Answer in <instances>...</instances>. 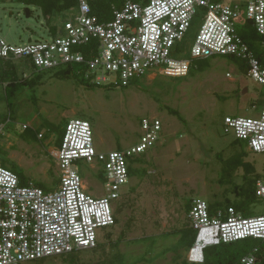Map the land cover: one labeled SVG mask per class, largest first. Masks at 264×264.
I'll return each instance as SVG.
<instances>
[{
	"label": "rangeland",
	"instance_id": "obj_1",
	"mask_svg": "<svg viewBox=\"0 0 264 264\" xmlns=\"http://www.w3.org/2000/svg\"><path fill=\"white\" fill-rule=\"evenodd\" d=\"M76 13L73 6L46 17L39 6L0 0V36L15 46L51 40L56 34L50 28L54 25L59 30ZM198 26H193L182 46L195 39ZM197 64L183 77L165 76L153 69L124 87L83 85L72 77L56 78L54 73L60 68L45 70L33 91L25 89L11 100L14 118L5 122L7 83L0 82V122L4 124L0 163L25 180L40 183L45 190H56L61 175L50 154L56 148L53 126L64 129L69 120H88L100 152L136 144L144 117H158L164 128L161 143L129 160L131 172L125 193L112 201L121 210L115 213L117 223L98 230L96 248L26 264H183L188 261V249L180 229L191 223L185 204L196 197L208 204L226 197L234 199L233 186L264 175V152H253L242 141L234 146V136L224 132L225 117L252 116L253 106L261 107L264 87L247 77L244 63L234 57H210L202 68ZM22 70L17 68L19 74ZM33 71L26 68L23 76L38 73L31 74ZM45 122L48 127L43 126ZM23 124L37 127L44 138L25 133ZM237 152L245 153L244 162L252 169L246 179L243 168L237 169L231 185H221L218 180L228 177L226 162ZM76 166L87 192L102 195V173L98 175L85 161ZM263 209L264 201L256 198L248 216Z\"/></svg>",
	"mask_w": 264,
	"mask_h": 264
},
{
	"label": "built area",
	"instance_id": "obj_2",
	"mask_svg": "<svg viewBox=\"0 0 264 264\" xmlns=\"http://www.w3.org/2000/svg\"><path fill=\"white\" fill-rule=\"evenodd\" d=\"M90 1L77 0L76 15L64 21L51 40L15 46L0 36V67L10 62L25 74L26 68L43 71L71 66L73 73L91 85L124 87L153 69L183 77L196 59L230 56L241 60L247 77L264 87V0H118L111 5L108 18L93 14ZM197 24L195 39L182 46ZM246 24L262 37L258 49L241 35ZM253 108L252 116L225 117L224 132L251 151L263 153L264 101L260 108ZM26 127L37 132V127L23 124ZM163 133L158 117H144L136 144L100 152L91 123L69 120L60 144L50 152L61 170L54 191L31 181L22 184L13 170L0 163V264H26L96 248L98 230L116 225L112 201L125 193L129 160L161 143ZM37 137L44 138L40 132ZM80 161L102 173V195L87 192L75 168ZM255 196L264 201V175L256 181ZM188 217L197 231L188 250L190 263L203 264V250L210 245L249 238L264 242V209L248 217L233 207L211 214L209 204L196 197ZM256 251L241 262L256 264Z\"/></svg>",
	"mask_w": 264,
	"mask_h": 264
},
{
	"label": "trees",
	"instance_id": "obj_3",
	"mask_svg": "<svg viewBox=\"0 0 264 264\" xmlns=\"http://www.w3.org/2000/svg\"><path fill=\"white\" fill-rule=\"evenodd\" d=\"M25 2L26 5H36L41 8V11L44 16L48 17L51 16L54 12H63L67 9L72 8L73 6H76L77 0H21ZM134 2H140L145 3L148 0H133ZM113 3H118V0H91V8L93 14L97 15L98 17L102 18V14L105 17H110V8ZM30 12V10L28 11ZM246 28V29H245ZM57 27L52 26L50 28V32L53 34H56ZM242 37L250 44L251 47H257V42H259L262 37L256 33V31H253L249 24H246L244 29L241 31ZM208 59V58H207ZM207 59H196L195 62H198V67L202 68L204 65V62ZM34 68V67H33ZM38 72L37 74H33V77H24L22 74H19L17 71V68L12 63H6L2 67H0V82L1 83H7L4 87L5 91V98L7 100V106H8V116L3 120L2 122L10 120L9 118L13 117L12 107L14 106L12 99L16 98L20 93H22L25 89H30L31 91L34 90L35 87H37L41 81L42 76L41 73L45 70H38L34 68ZM243 69L246 70V68L243 67ZM54 76L59 79H68V78H74L79 83L83 85H90L87 81L82 79L78 74L73 73L71 70V66L64 67L57 69L54 73ZM109 87V86H105ZM168 110L178 115V112L175 109L168 108ZM1 124V122H0ZM45 127L47 126V122L43 123ZM56 130L57 136L55 140V144L59 145L63 135H64V129L59 127H52V130ZM25 133L27 134H35L37 136V132H35L32 128L26 127L23 129ZM234 146H237L239 143L238 141H233L231 143ZM244 152H237L234 155L230 157V159L226 162V172L228 173V177H222L218 180V182L221 185L230 184L231 177L234 174V172L237 171L239 168H243L244 171V178L246 179L248 176V172L252 169V167L249 165V163L244 162ZM12 170V169H11ZM14 171V170H13ZM131 172V165L129 166V173ZM225 172V174H226ZM19 178L21 180L22 184H28L29 181L25 180L23 176L19 175ZM260 176L257 175L252 180L248 181L247 184L242 185H235L233 186V193L235 195L234 199L225 198L223 201H214L212 203H209V208L211 214L217 210V209H227L228 207H233L235 211L241 213L243 216L248 217V214L250 213L249 208L250 204L254 202L255 198V185L256 181ZM38 186H41L40 183H35ZM231 185V184H230ZM193 199V198H192ZM192 199L188 201L185 204L186 212L189 214L191 209V203ZM117 212H120V208L117 210ZM187 214V215H188ZM189 218V217H188ZM117 223V218H115ZM181 234L184 239V243L186 246V249H190L191 246L195 243L197 231L190 225H186L180 229ZM256 249V256L258 257V261L256 264H264V242L258 240V239H242L238 240L232 243H221L218 245H210L206 247L203 250V256H204V263L203 264H243L241 262V259L247 255L248 252L253 251ZM179 257V256H178ZM183 264H196V263H190L187 260L183 261Z\"/></svg>",
	"mask_w": 264,
	"mask_h": 264
},
{
	"label": "water",
	"instance_id": "obj_4",
	"mask_svg": "<svg viewBox=\"0 0 264 264\" xmlns=\"http://www.w3.org/2000/svg\"><path fill=\"white\" fill-rule=\"evenodd\" d=\"M27 12V16H29V12H28V10L26 11ZM247 89H245L244 91H246Z\"/></svg>",
	"mask_w": 264,
	"mask_h": 264
},
{
	"label": "clouds",
	"instance_id": "obj_5",
	"mask_svg": "<svg viewBox=\"0 0 264 264\" xmlns=\"http://www.w3.org/2000/svg\"><path fill=\"white\" fill-rule=\"evenodd\" d=\"M208 247V246H207Z\"/></svg>",
	"mask_w": 264,
	"mask_h": 264
}]
</instances>
